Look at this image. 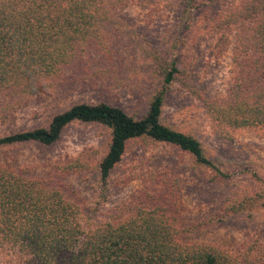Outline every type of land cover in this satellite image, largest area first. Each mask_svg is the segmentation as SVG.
Returning a JSON list of instances; mask_svg holds the SVG:
<instances>
[{"label":"trees","instance_id":"16d2710c","mask_svg":"<svg viewBox=\"0 0 264 264\" xmlns=\"http://www.w3.org/2000/svg\"><path fill=\"white\" fill-rule=\"evenodd\" d=\"M217 0H180L176 33L168 45L145 49L150 61L146 76L158 81L140 117L108 103H76L57 113L48 127L0 136V148L39 143L56 144L75 122L97 123L110 131L107 152L97 160L87 151L64 164L54 163L44 175L33 166L0 165V253H11L10 264H264V252L247 246L238 252L184 241L198 229L182 228L161 195L149 188L135 194L99 220H89L76 191L62 179L97 170L107 186L132 143L148 147L169 144L189 154L196 165L225 174L208 157L194 134L163 121L166 101L177 83L193 95L215 131L228 138L234 130H264V0H238L212 24L213 34L233 31L234 76L226 97L211 99L192 79L188 50L201 34L196 23L202 6ZM140 5L154 9L156 0H0V126L38 99L62 102L86 80L107 79L121 86L115 41L131 28L115 14ZM229 44L226 35L214 46ZM151 188V187H150ZM252 199L227 202L209 224L246 212ZM264 209V201L261 204Z\"/></svg>","mask_w":264,"mask_h":264},{"label":"rangeland","instance_id":"374dc122","mask_svg":"<svg viewBox=\"0 0 264 264\" xmlns=\"http://www.w3.org/2000/svg\"><path fill=\"white\" fill-rule=\"evenodd\" d=\"M238 0H217L202 6L196 23L201 37L188 50L192 62L190 73L199 89L211 99L226 97L234 76L232 60L235 36L233 31L213 34L212 24L237 4ZM133 35L118 38L115 52L119 76L126 83L113 85L110 80H86L58 103L38 99L15 113L13 122L0 126V136L17 131L48 127L57 113L76 103H108L140 117L158 81L146 76L150 61L145 49H163L176 33L181 14L180 0H156L154 9L131 5L115 11ZM226 35L227 48L218 53L214 46ZM163 121L198 137L209 158L225 174L219 182L212 180L214 171L196 165L193 158L169 144L142 146L132 143L122 162L115 168L107 186L102 185L97 170L63 177L76 191L89 220H99L112 209L129 202L147 188L158 192L169 212L177 217L182 228L197 224L198 229L184 241L207 243L232 252L257 246L264 252V130H234L228 138L215 131L211 120L196 98L177 83L163 113ZM110 131L97 123L75 122L63 132L54 145L25 143L0 148V165L14 169L33 166L41 174L53 172L54 163H66L87 151H96L99 160L108 150ZM151 187V188H150ZM252 199L255 205L246 212L226 216L224 221L208 223L218 216L227 202ZM12 254L0 253V264L8 263Z\"/></svg>","mask_w":264,"mask_h":264}]
</instances>
